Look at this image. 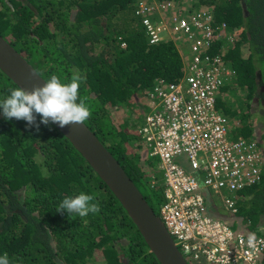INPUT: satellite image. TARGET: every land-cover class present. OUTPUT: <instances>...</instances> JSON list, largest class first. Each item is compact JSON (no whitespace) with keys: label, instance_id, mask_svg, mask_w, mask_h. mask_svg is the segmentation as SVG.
<instances>
[{"label":"trees","instance_id":"1","mask_svg":"<svg viewBox=\"0 0 264 264\" xmlns=\"http://www.w3.org/2000/svg\"><path fill=\"white\" fill-rule=\"evenodd\" d=\"M204 1L233 34L224 50L237 73L235 88L259 111L254 118L251 108L240 114L218 100L216 107L229 119L233 139L254 138L264 154V0ZM138 3L0 0V35L45 81L82 77L79 94L91 111L84 125L159 215L162 190L146 184L148 158L136 156L142 147L137 131L147 113L146 92L157 79L178 82L183 62L172 42L148 45L135 16ZM223 46L219 42L215 51ZM16 87L0 71V100ZM123 109L136 123L114 120ZM40 120L37 115V129L5 118L0 109V255L7 253L10 264H159L116 197L69 141ZM81 191L95 195L99 213L70 220L56 211L64 196ZM234 195L235 229L264 238V167L258 184ZM204 197V214L221 218L210 194Z\"/></svg>","mask_w":264,"mask_h":264},{"label":"built area","instance_id":"2","mask_svg":"<svg viewBox=\"0 0 264 264\" xmlns=\"http://www.w3.org/2000/svg\"><path fill=\"white\" fill-rule=\"evenodd\" d=\"M200 4H137L135 16L148 45L172 42L183 62L178 82L157 79L146 92L147 113L137 135L146 158L159 159V218L185 261L260 264L264 238L235 235L225 223L204 214V191H212L227 211L236 213L234 194L259 183L264 154L254 138L233 139L229 119L216 107L221 90L235 88L237 73L224 50L234 36ZM221 41L224 46L217 52ZM151 187L157 189L154 181Z\"/></svg>","mask_w":264,"mask_h":264},{"label":"water","instance_id":"3","mask_svg":"<svg viewBox=\"0 0 264 264\" xmlns=\"http://www.w3.org/2000/svg\"><path fill=\"white\" fill-rule=\"evenodd\" d=\"M0 71L15 86L26 90H31L34 85H42L45 81L1 35ZM51 124L69 141L116 197L157 262L187 264L160 218L118 162L84 123L69 124L63 128L56 123Z\"/></svg>","mask_w":264,"mask_h":264},{"label":"clouds","instance_id":"4","mask_svg":"<svg viewBox=\"0 0 264 264\" xmlns=\"http://www.w3.org/2000/svg\"><path fill=\"white\" fill-rule=\"evenodd\" d=\"M204 2V0H201L200 6L209 10L204 5ZM212 13L215 17L213 11ZM81 81L82 77L78 73L73 74L68 82H62L57 75H52L42 85H34L31 90H26L22 87L9 88L10 94L0 100V109L3 110L5 118L24 120L29 126L35 125L37 129L39 128V124H36L37 115L41 117L40 123L44 125H48L51 122L63 128L69 124H83L90 117L91 111L86 104L87 97H81L79 94ZM235 208L236 213L232 214L222 206L223 211L228 213L229 218L220 216L221 218L213 219L225 223L235 235L238 233L247 235L244 231L234 230L232 227L236 219L235 216L238 213L236 200ZM56 211L60 213L66 211L69 214V219L73 220L77 217H86L90 213L97 214L100 211V207L95 202L94 194L81 191L78 194L64 196L58 204ZM250 235L248 234V236ZM263 258L264 253L262 254L260 264H262ZM199 263L206 264L205 262ZM0 264H10L7 253L0 255Z\"/></svg>","mask_w":264,"mask_h":264},{"label":"rangeland","instance_id":"5","mask_svg":"<svg viewBox=\"0 0 264 264\" xmlns=\"http://www.w3.org/2000/svg\"><path fill=\"white\" fill-rule=\"evenodd\" d=\"M222 94H225L226 96H225V99H222V100H220V97L217 98L219 105H221V103H222L223 106L226 108L233 107V109L236 110V112L240 113V114L247 111V109H249V111H250V108H251V110H252L251 112L253 113L254 118H256L259 110L256 107L254 109H252V104L250 105L249 104L250 102L247 101V98H246L247 93L245 90L239 89V88H233V89L231 88V89H228L227 91L222 90ZM222 94H221V96H222ZM223 106H220L219 108L222 109L221 107H223ZM133 112L135 113V111H133ZM131 114L132 113L128 112V109H123V110L116 111L113 114V118L118 123H121L122 120L127 118L126 122H128L129 125H131L134 123V121L136 123V119L134 120V118L131 117ZM143 120H144V117H143ZM254 120L255 119H253V121ZM251 122H252V120L250 121V123ZM143 154H144L143 148L142 147L138 148L136 156H139V158H141L143 156ZM182 160H183L185 165L188 164L186 158L183 157ZM147 162H148L147 163L148 166H145V170H144V173L146 176L145 180H146L147 186H150L151 182L154 181L156 183V187L159 190H163V172L158 168L159 167V159L157 157H153V158H149L147 160ZM139 189L144 194L149 193L147 191V189L141 183L139 184ZM150 190L155 192V193H158L157 189H153V190L150 189ZM209 194H210L213 202L215 203L216 207L218 208L220 215L229 218L228 213L223 211L220 200L216 196L213 195L212 191H209ZM162 203H163V201L160 203V206L162 205ZM262 227H264V223L262 224ZM235 228H236V225H233V229H235ZM198 264H204V263H198Z\"/></svg>","mask_w":264,"mask_h":264}]
</instances>
